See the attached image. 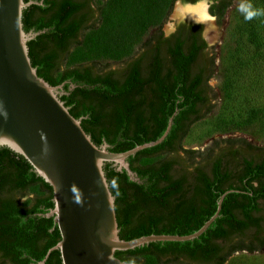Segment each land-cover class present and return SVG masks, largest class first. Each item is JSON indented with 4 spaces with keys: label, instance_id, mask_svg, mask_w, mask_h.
<instances>
[{
    "label": "trees",
    "instance_id": "16d2710c",
    "mask_svg": "<svg viewBox=\"0 0 264 264\" xmlns=\"http://www.w3.org/2000/svg\"><path fill=\"white\" fill-rule=\"evenodd\" d=\"M29 1V0H25ZM41 1V0H37ZM95 0H43L23 11L24 29L45 32L28 42L29 55L39 76L52 85L70 78L77 86L69 97L61 99L97 145L104 141L111 151L122 152L139 144L158 139L166 130L170 117L178 108L170 133L154 147L129 157L131 168L140 182L130 179L126 171H117L111 163L104 165L110 189L116 197L120 236L130 240L150 234H191L217 210L218 200L226 195L216 220L200 237L190 241H157L133 250L116 251V256L131 264H225L230 253L222 254L223 241L247 237L264 230V157L232 149L231 145L249 144L244 138H225L229 144L206 166L190 169L180 151L195 163V150H184L182 142L191 126L204 119L217 106V93L208 83L217 71L215 54L209 56L206 44L199 42L197 30L182 28L172 37L157 44L152 53L135 59L121 77L104 72L101 59L121 61L133 56L145 45V36L158 25L176 0H107L96 10ZM196 2V0H183ZM234 0L214 4L222 19ZM98 12L93 22H90ZM264 38V28L259 29ZM257 38L261 39L256 33ZM262 48L263 43L255 40ZM164 47L166 50L164 51ZM251 52L246 62H252ZM68 61V63H67ZM67 63V65H66ZM97 69V71L95 70ZM228 84L229 95L234 88ZM67 86V85H66ZM69 94V93H68ZM65 94V95H68ZM66 100V101H65ZM235 127L258 137V125H264V104L250 108L245 118L236 119ZM186 165L175 171V165ZM175 175L194 176L191 190L206 196L213 211L207 214H171L170 195L183 190V181ZM46 191L41 199L47 208L54 207L53 188L34 170L27 159L3 146L0 148V246L24 242L32 245L38 230L57 223L29 216L12 197L16 190ZM214 193L215 195H212ZM238 208V213L233 212ZM46 222V223H45ZM177 222L189 223L180 228ZM58 232L47 248L56 244ZM10 241V242H9ZM238 247V248H237ZM258 247V246H257ZM256 246L250 250L257 249ZM46 251L38 255L41 259ZM55 250L54 255L59 256ZM60 259L58 258V262ZM21 264H29L19 257Z\"/></svg>",
    "mask_w": 264,
    "mask_h": 264
},
{
    "label": "water",
    "instance_id": "95a60500",
    "mask_svg": "<svg viewBox=\"0 0 264 264\" xmlns=\"http://www.w3.org/2000/svg\"><path fill=\"white\" fill-rule=\"evenodd\" d=\"M177 3L183 4L181 0ZM33 4L43 5V0H0V148L6 146L24 156L53 188L54 208L46 215L54 216L61 240L46 258L57 249L63 264H131L117 257L116 251L200 237L219 216L225 196L239 190L224 192L216 212L191 234L121 238L116 197L104 165L111 163L117 171H126L131 180L140 182L129 157L161 144L171 131L178 108L156 140L122 152L111 151L112 145L106 141L97 145L83 128L82 118H76L61 99L69 93L64 90L65 82L52 85L39 76L32 63L28 42L45 32L24 29L23 11ZM76 86L70 83L69 90Z\"/></svg>",
    "mask_w": 264,
    "mask_h": 264
},
{
    "label": "rangeland",
    "instance_id": "374dc122",
    "mask_svg": "<svg viewBox=\"0 0 264 264\" xmlns=\"http://www.w3.org/2000/svg\"><path fill=\"white\" fill-rule=\"evenodd\" d=\"M106 1L96 0L93 2L94 7L98 9ZM250 2L254 7L264 9V0ZM239 3L240 0H234L221 23L217 22L219 27L215 25L219 32V41L213 44L218 70L210 84L217 93V106L207 117L191 126L182 142L184 148L199 153H204L212 144L223 146L225 138H244L248 142L264 146V125H258V137H253L233 123L236 119L245 118L251 107L264 104V45L262 48L258 44L256 47L253 45L255 40L264 44V38L259 33V29L264 28V16L245 21L238 11ZM181 6L187 7L184 3L179 5L177 1L174 2L170 11L149 31L144 40L156 30H162L168 35L179 21L187 20L188 15L176 13ZM256 33L261 39L257 38ZM249 52L252 62H246ZM99 63L113 65L115 61L101 59ZM228 84H232L231 87L234 88L231 96L227 90ZM37 192L38 188H34L31 194ZM225 264H264V249L255 252L236 251L228 257Z\"/></svg>",
    "mask_w": 264,
    "mask_h": 264
},
{
    "label": "flooded vegetation",
    "instance_id": "af4514ba",
    "mask_svg": "<svg viewBox=\"0 0 264 264\" xmlns=\"http://www.w3.org/2000/svg\"><path fill=\"white\" fill-rule=\"evenodd\" d=\"M96 1V0H95ZM177 1V0H176ZM175 1V2H176ZM183 3H192V2H185L181 0ZM229 0H212L210 4L207 5V12L210 17H214V20H211L214 23V26L217 25V22L220 24L222 19L220 18L216 12L217 9L213 8L214 4H223ZM234 2V1H233ZM195 3V2H194ZM233 4V3H232ZM232 4L227 8L226 12L229 10V8L232 6ZM94 6V4H93ZM95 8V7H94ZM97 10V8H95ZM225 12V14H226ZM225 16V15H224ZM98 17V12L95 13V17L90 22H93V20ZM191 17V16H189ZM187 18V20H181L179 21L176 25L175 28L170 32V34H165L162 30H156L153 32L151 35L148 36V38L145 39V45H141L138 47L136 50V53L133 54V56L128 57L126 59H123L121 61H115V64H106L102 65L100 64L99 66L103 67L104 66V72H113V74L117 77H121L124 72L127 70L128 66L138 57H141L145 53H152L157 44L161 41H165L166 39H169L170 37L173 38V36L182 28L185 32L190 31V30H197L198 32V39L199 42L205 43L206 48L205 51L208 52L209 56L215 54V59H216V52H215V47L213 46L214 43H217L219 40H216L215 42H211L210 39L208 38V26L205 21L202 23H198L194 18L191 17ZM218 26V25H217ZM216 27V26H215ZM219 27V26H218ZM223 30V29H222ZM219 33V32H218ZM219 38V36H218ZM164 51L166 48L164 47ZM216 62V61H215ZM216 65V63H215ZM97 71V69L95 68ZM218 70V69H217ZM217 72V71H216ZM215 72V73H216ZM214 73V75H215ZM213 75V76H214ZM213 76L209 79L208 83L210 84V80L213 78ZM65 82L64 85V90L67 89L69 82H71L70 78H66L64 81L56 83L55 85H60ZM67 85V86H66ZM211 85V84H210ZM69 88V87H68ZM63 91V89H61ZM75 90V89H73ZM70 90V91H73ZM71 95V92H69L68 95L63 94L62 96L69 97ZM66 101V100H65ZM70 108H72V105H69ZM228 146V147H227ZM229 144H225L223 146H216V144H212L209 146L204 153H199L196 152L197 156L195 159V163L192 165V161L188 158V155L185 154L184 151H180V157H182L183 161L188 164L190 169H194L197 166H206L208 164L207 158H203V156H213L215 157L224 147L229 148ZM232 149H239L247 152L249 158L252 159V156H260V158L257 159H262L261 157H264V146H261L256 143L250 142L249 144H236V145H231ZM230 146V147H231ZM184 148V146H183ZM187 148H184L186 150ZM186 165H175L174 170L175 171H182L186 167ZM175 179H181L183 181V190H173V192L170 195V202H171V208L169 209L171 214H174L175 216L177 215H186V214H193V215H198V214H207L211 213L213 211L212 206L207 205V201L211 199L212 196H206L201 193H197L195 191L191 190V184L192 180L195 178L194 176H184V175H175ZM46 191L44 192H37L36 194H31V191H22V190H16L14 193V196H12L15 201L17 202V205L20 208H24V210L27 212L29 216H32L34 218H42L44 220L47 219H53L55 223L54 216L48 217L46 214L52 210L54 207L47 208L46 204L41 201V199L45 196ZM212 195H215L212 193ZM222 195V194H221ZM221 197V196H220ZM226 197V196H225ZM220 199V198H219ZM28 201V202H26ZM219 201V200H218ZM217 201V202H218ZM263 205V209H261V212L264 213V201L260 200L259 201ZM218 207V206H217ZM234 213H238V208H233ZM46 223V222H45ZM189 223H182V222H177L176 225L180 228H189L190 225ZM55 226L58 227V225L52 226L49 230L50 235H47L46 229L41 232L38 230L36 233V238L34 239V242L32 245H29L24 242H19L18 244L10 243L7 245L8 248H2L0 246V264H21L19 261V257L23 258V261H27L29 264H48L49 259L51 254L57 250H52L50 255L46 258V255L48 251L54 247L60 240L56 243L47 248L49 242H53V239L55 236L58 238V232L55 231ZM59 229V228H58ZM60 231V230H59ZM61 235V233H60ZM10 242V241H9ZM244 245L242 249H236L232 253H230L229 257L232 256L236 251L240 250H246L247 252H255V251H260L261 249H264V230L261 231L259 234H256L253 232L249 234L247 237H234L232 240H226L223 241L222 245V254H226L231 250V248L239 245ZM253 246H258L257 249L250 250V247ZM238 248V247H237ZM44 251L46 253L44 256L39 259L38 255L42 254ZM46 258V259H45ZM58 258L60 259L58 262ZM44 261L43 263H41ZM226 262V261H225ZM50 264H63L62 262V256L61 253L58 255H54L51 259Z\"/></svg>",
    "mask_w": 264,
    "mask_h": 264
},
{
    "label": "clouds",
    "instance_id": "9594fccd",
    "mask_svg": "<svg viewBox=\"0 0 264 264\" xmlns=\"http://www.w3.org/2000/svg\"><path fill=\"white\" fill-rule=\"evenodd\" d=\"M211 2L212 0H196L195 3L188 4V7L192 10L189 15H191L196 22L202 23L201 9L206 8ZM238 11L245 21H252L257 17L264 16V9L254 7L250 0H240ZM208 19L214 20V17H208Z\"/></svg>",
    "mask_w": 264,
    "mask_h": 264
},
{
    "label": "bare ground",
    "instance_id": "6f19581e",
    "mask_svg": "<svg viewBox=\"0 0 264 264\" xmlns=\"http://www.w3.org/2000/svg\"><path fill=\"white\" fill-rule=\"evenodd\" d=\"M186 6H187L186 8H182V6H181V8H179L180 11L178 12V10H177L176 13L177 14L178 13H183L185 15L191 16V15H189V13L192 10H191V8L188 7V4ZM201 13H202L201 14L202 21H205L207 26H208V35L207 36H208V38L210 39L211 42H215L218 39L219 33H218L216 27L214 26V23L210 19H208V17H210V16L208 15L207 7L206 8H202L201 9Z\"/></svg>",
    "mask_w": 264,
    "mask_h": 264
}]
</instances>
